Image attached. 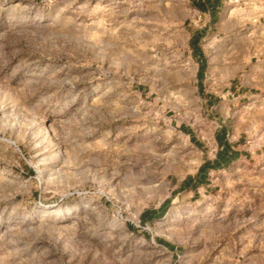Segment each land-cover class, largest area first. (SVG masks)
Here are the masks:
<instances>
[{
    "label": "rangeland",
    "instance_id": "1",
    "mask_svg": "<svg viewBox=\"0 0 264 264\" xmlns=\"http://www.w3.org/2000/svg\"><path fill=\"white\" fill-rule=\"evenodd\" d=\"M262 14L0 0V264H264Z\"/></svg>",
    "mask_w": 264,
    "mask_h": 264
},
{
    "label": "crops",
    "instance_id": "2",
    "mask_svg": "<svg viewBox=\"0 0 264 264\" xmlns=\"http://www.w3.org/2000/svg\"><path fill=\"white\" fill-rule=\"evenodd\" d=\"M232 0H194V4L203 12H209L211 16L217 15L219 11L225 8L230 4ZM239 2L243 3L250 10L254 8H260L261 12L264 13V0H240ZM264 15V14H262ZM192 50L197 51L198 56L202 58V64L204 65L203 56L205 51L200 45V39L195 34L191 40ZM199 73L203 74V69L199 70ZM243 88L242 85L234 84L230 86L229 93L235 98V93ZM239 96V95H238ZM207 103L213 102V99L216 98L215 94L208 93L206 94ZM188 134L191 135V139H194L195 144L197 145V139L194 137L190 128H185ZM242 140V139H241ZM216 141L218 144V150L214 159L206 160L198 169V172L192 178H189L188 181H191V185L194 183H199L200 185H210L208 182V173L211 169H222L228 166L233 165L236 161H244L250 156L248 150L245 147H242L241 142H234L227 138V134L224 132V129L217 130L216 132ZM185 181V184L188 183Z\"/></svg>",
    "mask_w": 264,
    "mask_h": 264
},
{
    "label": "trees",
    "instance_id": "3",
    "mask_svg": "<svg viewBox=\"0 0 264 264\" xmlns=\"http://www.w3.org/2000/svg\"><path fill=\"white\" fill-rule=\"evenodd\" d=\"M198 38H199V37H198ZM167 203H168V201L166 200L164 203H162V205H161L159 208L150 211L149 214H151V213H153V212H157V211H159L160 214L164 213V212H165V208H166V204H167ZM148 216H149V215H148Z\"/></svg>",
    "mask_w": 264,
    "mask_h": 264
},
{
    "label": "built area",
    "instance_id": "4",
    "mask_svg": "<svg viewBox=\"0 0 264 264\" xmlns=\"http://www.w3.org/2000/svg\"><path fill=\"white\" fill-rule=\"evenodd\" d=\"M232 1H234V2H239L240 0H232Z\"/></svg>",
    "mask_w": 264,
    "mask_h": 264
}]
</instances>
